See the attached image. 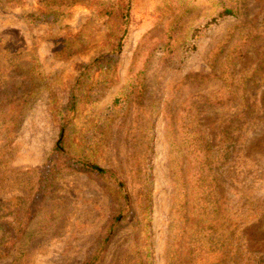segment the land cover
<instances>
[{
    "label": "rangeland",
    "instance_id": "obj_1",
    "mask_svg": "<svg viewBox=\"0 0 264 264\" xmlns=\"http://www.w3.org/2000/svg\"><path fill=\"white\" fill-rule=\"evenodd\" d=\"M115 1L0 0V264H264V0Z\"/></svg>",
    "mask_w": 264,
    "mask_h": 264
},
{
    "label": "trees",
    "instance_id": "obj_2",
    "mask_svg": "<svg viewBox=\"0 0 264 264\" xmlns=\"http://www.w3.org/2000/svg\"><path fill=\"white\" fill-rule=\"evenodd\" d=\"M129 11H130V0H117L113 3H109V4H98L93 8V13L95 17L98 18H103V19H107L110 20L114 23V25L116 26L117 30H120V35L119 36H113V46L114 48H116V51H119L120 48V37L122 36V32L124 31L127 23H128V19H129ZM74 109V102L72 100L68 101L61 109L60 111H62V115L59 117V121L61 120L60 123V131L62 129H64L65 125L68 123V119L63 120V118H65V116H67V113L69 111H73ZM60 142V138L57 140L56 144H55V148H57L59 151L63 152V146L59 145ZM196 150L198 151L197 154L199 155V157H197V162L199 163V168H200V172H199V181H200V186H203L205 188H209L211 189V187H213L214 185H216V183H214V179L211 177V167L210 164L213 161L212 155L210 153V148H209V143L207 141L204 142H200L198 147L196 148ZM82 166H84L85 168H87L90 171H93L95 173H106L107 171L105 169H103L102 167L98 166L97 164L90 162V161H81ZM54 166H52L51 168H49L48 173L46 175V177L51 178L54 174ZM115 183L122 189V183L120 181L115 180ZM212 190V189H211ZM211 190L209 192H211ZM123 198L126 200V194H122ZM205 202H208L205 201ZM256 207H250L249 208V219L251 218H255L257 219V221H259V216L256 213ZM244 212L242 211L241 214H243ZM121 214L118 213L117 215L114 216V221L120 216ZM240 218L237 219L238 222H240ZM242 220H245V215L242 217ZM238 226V224H237ZM237 231L235 230V243H234V253L237 252V244L236 242L239 240V238H242V234H240V237L237 236ZM236 245V246H235ZM249 253V251H248ZM251 262V261H249ZM248 264V263H247ZM252 264V263H251Z\"/></svg>",
    "mask_w": 264,
    "mask_h": 264
}]
</instances>
